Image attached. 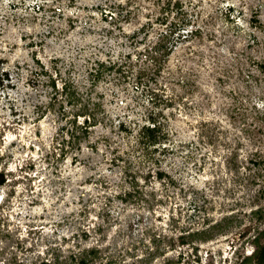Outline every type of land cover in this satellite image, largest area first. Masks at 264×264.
<instances>
[{
  "label": "rangeland",
  "instance_id": "374dc122",
  "mask_svg": "<svg viewBox=\"0 0 264 264\" xmlns=\"http://www.w3.org/2000/svg\"><path fill=\"white\" fill-rule=\"evenodd\" d=\"M257 241L264 0H0V264H256Z\"/></svg>",
  "mask_w": 264,
  "mask_h": 264
},
{
  "label": "trees",
  "instance_id": "16d2710c",
  "mask_svg": "<svg viewBox=\"0 0 264 264\" xmlns=\"http://www.w3.org/2000/svg\"><path fill=\"white\" fill-rule=\"evenodd\" d=\"M159 127H160V125H159V122H157V121H151V124H144L143 125V129H145V130H147L148 131V133H152V131H155V130H158L159 129ZM256 252H255V260H256V264H264V242L263 243H259L258 241H257V243H256ZM248 256V255H247ZM246 258V259H245ZM248 259H247V257L245 256L244 258H243V260H241V262L239 263V264H243L244 263V261H247ZM42 264H48V263H46V262H44V263H42Z\"/></svg>",
  "mask_w": 264,
  "mask_h": 264
}]
</instances>
